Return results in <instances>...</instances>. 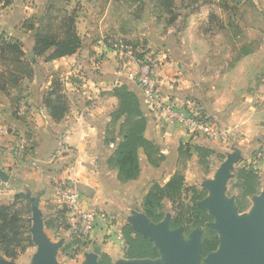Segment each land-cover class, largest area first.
I'll list each match as a JSON object with an SVG mask.
<instances>
[{"label": "crops", "instance_id": "obj_1", "mask_svg": "<svg viewBox=\"0 0 264 264\" xmlns=\"http://www.w3.org/2000/svg\"><path fill=\"white\" fill-rule=\"evenodd\" d=\"M139 1L68 0L60 7L62 12L75 13L81 47L50 61L38 58L30 77L0 89V170L8 176V181L0 179V204L24 194L36 205L47 237L53 242L64 240L69 229L47 228L45 219L58 206L56 182L68 178L77 186L83 208H98L115 220L111 226L101 223L93 228L87 236L89 245L73 257L63 254L60 247L56 255L62 264H83L84 253L95 246L112 264L126 260L121 228L132 210L143 212L142 198L152 182L163 185L179 170L188 184L203 188L202 182L212 176V155L205 166L201 153L193 148L188 158L179 159V146L188 141L185 129L180 124H158L145 109L140 88L129 76L137 68L134 56L127 51L119 54L113 43L136 41L139 54L158 52L153 71L161 93L181 106L190 102L193 109L214 120L219 130L216 139L199 137L189 144L208 146L224 160L235 151L247 157L264 139V0H176L173 11L177 17L168 26L150 14L140 16ZM49 2L0 0V35L20 39L25 50L31 31H23L22 21L42 15ZM131 13L137 14L131 17ZM163 14L165 21L169 14ZM12 65L10 55L0 54V72ZM54 73L60 76L68 106L57 122L43 104ZM122 84L140 99L146 118L143 136L156 149L153 165L139 148V174L126 182L108 165L115 143L105 140L111 130L120 139L121 120L111 121L117 106L111 91ZM19 135L26 137L27 147L15 161ZM189 159H196L189 167L193 177L187 175ZM260 174L264 189V169ZM33 203L28 216L30 236Z\"/></svg>", "mask_w": 264, "mask_h": 264}, {"label": "trees", "instance_id": "obj_2", "mask_svg": "<svg viewBox=\"0 0 264 264\" xmlns=\"http://www.w3.org/2000/svg\"><path fill=\"white\" fill-rule=\"evenodd\" d=\"M7 1V0H4ZM68 0H50L42 15H32L23 19L21 28L24 32L31 31L29 45L25 50L23 43L16 37L8 39L0 35V54H8L13 60L9 70L0 72V89L6 85H16L21 79L30 77L33 66L40 56L45 61H50L65 55H71L82 45L81 38L75 30V13L62 12L57 2L65 4ZM153 10L155 8L168 13V23L177 17L174 13L176 0H149ZM58 5V6H57ZM58 8H55V7ZM136 41H124L123 45L135 48ZM48 52V53H47ZM47 53V55H45ZM154 53V52H153ZM152 55V54H151ZM143 55L139 54V57ZM111 94L117 99V106L111 114V121L121 120L117 140L109 131L106 141H113L115 146L107 159L109 166L117 169V177L126 182L135 179L140 170L139 148H143L147 159L155 165L156 149L148 141L143 133L146 128V118L141 109V101L134 92L124 84L114 87ZM43 104L47 108L51 119L59 121L67 111V99L62 92L60 76L52 74V80L48 91L43 96ZM201 153L200 162L203 166L207 163V157L215 151L204 145H191L189 143L179 146V159L190 156V150ZM233 187L238 189L235 203L239 212L247 210L251 196L258 194L261 188V174L251 167L240 166L235 170ZM206 195V190L195 184H188L182 173L176 171L163 185L152 182L142 198L141 209L153 222H159L165 215L162 205L165 200L171 203L173 213L170 219V228L183 227V235L188 236L191 230L203 228L201 256L204 257L219 245L217 233L209 227L212 218L207 212L196 205V202ZM24 201V202H22ZM32 201L26 199L24 194H18L15 200L9 204H0V251L7 258H16L23 253L27 246L31 245V236L27 229L30 224L29 215ZM26 210L23 212L22 205ZM53 213L45 219L47 228H66L70 234L64 238L60 251L73 257L81 253L89 245V241L78 235L68 222L67 209L64 206H56ZM122 237L126 244V259H154L159 256L153 242L134 230L129 223L121 228ZM99 264H112L106 253H101Z\"/></svg>", "mask_w": 264, "mask_h": 264}, {"label": "water", "instance_id": "obj_3", "mask_svg": "<svg viewBox=\"0 0 264 264\" xmlns=\"http://www.w3.org/2000/svg\"><path fill=\"white\" fill-rule=\"evenodd\" d=\"M239 157L238 151L227 155L213 179L202 182L206 195L196 202L212 218L208 225L218 235L219 245L216 250L202 257L204 233L198 228L191 230L185 237L182 226L170 228L168 215L155 223L143 212L132 210L127 223L153 242L159 256L154 259H126L118 264H199L200 259L206 264H264V191L251 196L252 206L248 213L239 212L235 200L225 196L226 182ZM0 179L8 181L7 174L2 170ZM31 221V240L36 246L31 264H62L56 254L63 239L53 242L47 237L34 203ZM99 255L100 248L95 246L84 253L83 264H99ZM0 264L16 263L6 261L0 255Z\"/></svg>", "mask_w": 264, "mask_h": 264}, {"label": "built area", "instance_id": "obj_4", "mask_svg": "<svg viewBox=\"0 0 264 264\" xmlns=\"http://www.w3.org/2000/svg\"><path fill=\"white\" fill-rule=\"evenodd\" d=\"M123 47L125 50H123ZM113 50L121 55L127 51L134 56L133 61L137 64V68L135 71L130 72L129 76L139 86L145 109L154 116L158 124L164 123L167 126L180 124L188 136V141L184 144L190 143L199 137L208 140H214L218 137L219 130L208 114L199 109H193L190 102H186L185 105L181 106L169 96L161 93L159 79L153 71L154 55L144 54L141 58L135 57V50L122 44H114ZM18 137L19 144L13 152L15 161L22 156L27 147L26 137L22 135ZM245 165L259 173L264 169V139L259 147L251 153V156L248 159L246 158ZM55 192L57 203L67 209V216L70 219L68 221L73 223L72 225L69 224L80 237L87 239L88 234L98 224L111 226L115 223V220L106 212L98 208L82 207V198L73 180L65 178L57 181Z\"/></svg>", "mask_w": 264, "mask_h": 264}, {"label": "rangeland", "instance_id": "obj_5", "mask_svg": "<svg viewBox=\"0 0 264 264\" xmlns=\"http://www.w3.org/2000/svg\"><path fill=\"white\" fill-rule=\"evenodd\" d=\"M56 4L63 5L62 3H59V2H57ZM146 5L148 6V8H147ZM57 6L55 8H58ZM149 8H150L151 11L149 10ZM153 8H152V5H151L150 1H147V3L145 4L142 0H140L138 2V6H137V13L139 12L140 16H142V17L147 16L148 14H150L151 16L155 17L158 20V23H160L163 20L164 25L168 26V19H166L165 21L163 19V15H164L163 11H161V10H159L157 8H155L153 10ZM147 9L149 10L148 12H147ZM137 13H131V17H134L135 14H137ZM166 18H168V17H166ZM113 44H119V43H113ZM137 45L138 44H136V46ZM123 46H125V45H123ZM136 46H135V48H136ZM131 48L135 50V48H133V47H131ZM140 48H142V46L141 47L139 46V49ZM123 50H125L124 47H123ZM136 53H137V55H135V57H138V58L142 57V56L139 57V53L138 52H136ZM155 53H158V52H155V50H154V54L153 55H155ZM250 156H251V154H248L247 157L244 156L243 154H240V157H239L238 161L235 163V165L231 169L230 176H229V178H228V180L226 182L225 196L227 198H233L235 200L236 194L238 192V189L232 186L233 182H234V177H235V170H236V168L245 165L246 158L248 159V157H250ZM225 157H227V156H225ZM192 162H194V164H195L196 163V159H194V160L189 159L188 162L186 163V168H187V165H188L187 175L193 177V174H192L191 170H189V167H191L193 165ZM222 162H223V160H221V153H216L215 152L214 154H212V158L209 160V163L212 165V167H211L212 176H210V179H213V176H214L215 172L217 171V169L219 168V166L221 165ZM199 181H201V179ZM199 188H201V186ZM261 191H264V189L260 188L258 193H260ZM134 202H135V204H138L137 199H134ZM58 206H61V205L58 204ZM251 206H252V200H250L249 207L243 213H248ZM170 207H171V204L168 205V204L164 203L162 205V211L165 212V215H168L170 217V219H171L173 213H172ZM133 208H137V206H134ZM21 209H22L23 212L26 210V207H25L24 204L21 206ZM101 211H103V210H101ZM103 212H105V211H103ZM107 214L110 217L113 216L112 214H109V213H107ZM26 216L28 217L29 215L26 213ZM112 219L114 220V218H112ZM197 230H199L202 234L204 233L203 228H198ZM35 251H36V246L31 244L22 254H20L18 257L14 258V259L13 258H7L5 256H1V257H3L4 260H6V261H13L16 264H31L32 255L35 253ZM57 259L60 260V257L57 256ZM199 264H206V263H205V261L203 259H200L199 260Z\"/></svg>", "mask_w": 264, "mask_h": 264}]
</instances>
